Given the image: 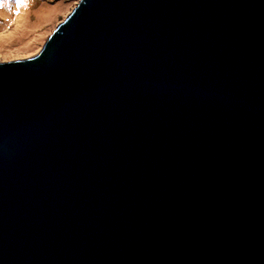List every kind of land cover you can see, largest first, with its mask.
I'll list each match as a JSON object with an SVG mask.
<instances>
[{
  "label": "water",
  "instance_id": "water-1",
  "mask_svg": "<svg viewBox=\"0 0 264 264\" xmlns=\"http://www.w3.org/2000/svg\"><path fill=\"white\" fill-rule=\"evenodd\" d=\"M0 264H264V0H80L0 48Z\"/></svg>",
  "mask_w": 264,
  "mask_h": 264
},
{
  "label": "bare ground",
  "instance_id": "bare-ground-1",
  "mask_svg": "<svg viewBox=\"0 0 264 264\" xmlns=\"http://www.w3.org/2000/svg\"><path fill=\"white\" fill-rule=\"evenodd\" d=\"M12 2L13 7L11 9L7 6L0 9V48L21 47L42 39L44 31L48 30L49 23L56 19L64 9L61 4L51 7L45 5L48 2H43L45 4L40 3L38 7L31 11V0H26V6L17 10L15 0H12ZM17 11L19 15H14ZM32 12H35L33 20L30 15ZM2 16L6 17L3 22ZM12 21H15L16 24H14L10 33L5 34L4 30ZM43 29L45 30L42 31ZM4 43L9 46L4 45Z\"/></svg>",
  "mask_w": 264,
  "mask_h": 264
},
{
  "label": "rangeland",
  "instance_id": "rangeland-1",
  "mask_svg": "<svg viewBox=\"0 0 264 264\" xmlns=\"http://www.w3.org/2000/svg\"><path fill=\"white\" fill-rule=\"evenodd\" d=\"M43 2H48L49 4L48 3L45 4ZM79 2L80 0H31V4H30L32 7L31 11H33L36 7H38L40 3L51 6V7L61 4L64 7V9L57 16V18L49 23V26L47 27L48 30H45V29L42 30V31L45 30L42 35V38L53 33L56 27L67 18V16L73 11V9L77 6ZM30 15L32 16L31 19L33 20L35 12L30 13ZM5 18H6L5 16H2V22L4 21ZM14 24H16L15 21L10 22L6 30H4V33L5 34L7 32L10 33ZM5 44L6 43H4V45ZM10 44L11 42L9 43V45ZM9 45L6 44V46H9Z\"/></svg>",
  "mask_w": 264,
  "mask_h": 264
},
{
  "label": "snow or ice",
  "instance_id": "snow-or-ice-1",
  "mask_svg": "<svg viewBox=\"0 0 264 264\" xmlns=\"http://www.w3.org/2000/svg\"><path fill=\"white\" fill-rule=\"evenodd\" d=\"M6 6L11 9L13 7L12 0H0V9H4ZM24 6H26V0H15L17 10ZM14 15H19V12H15Z\"/></svg>",
  "mask_w": 264,
  "mask_h": 264
}]
</instances>
